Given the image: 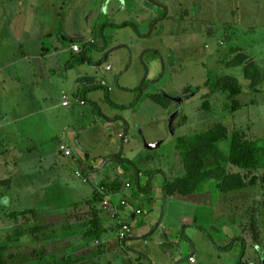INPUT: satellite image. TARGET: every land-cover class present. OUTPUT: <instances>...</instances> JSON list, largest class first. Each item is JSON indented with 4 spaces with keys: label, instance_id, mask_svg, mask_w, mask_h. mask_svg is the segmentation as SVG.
Segmentation results:
<instances>
[{
    "label": "rangeland",
    "instance_id": "obj_1",
    "mask_svg": "<svg viewBox=\"0 0 264 264\" xmlns=\"http://www.w3.org/2000/svg\"><path fill=\"white\" fill-rule=\"evenodd\" d=\"M161 1H146L150 8L153 6L157 11V15L151 17L154 20L152 32H149V25L144 23L141 11L135 12L134 24L138 25L139 33H142V36L138 35L141 47L135 52L136 47L128 46L134 55L129 57L124 67L121 64L120 68L115 69L119 73L115 76L116 84L113 87L121 92L122 104L127 108L115 109L102 104L106 106L101 109L107 116L96 114L103 127L86 135L85 139L88 138L86 142L93 153H108L110 138L106 135V118L117 116V120L126 126L125 129L132 136L129 146L132 145L134 156H128L127 159L143 171L149 167L164 169L166 180L174 182L182 175L181 167L174 160L175 153H178L176 144L180 138L190 139L194 134L200 136L209 132L214 136H210L211 148L215 149L218 146L214 142L225 137L227 130L230 132L234 129L246 139L261 140L264 145V94H254L256 90L264 89V68L259 61L264 55V0H173L171 12L158 6ZM86 2L74 8L66 7L67 14L64 13L60 21L62 30L73 26L74 38L78 37L77 30L80 27L90 23L84 12L94 4L90 0ZM100 17L103 23L107 21L105 15ZM147 34L149 36L145 39ZM83 35L89 33L84 32ZM136 36L134 28L109 29L107 41L109 44L119 41L127 43ZM96 41L99 47L103 46L98 31ZM248 46L253 50L251 54ZM247 68H252L251 76L256 74L254 80H246ZM142 70L144 74L141 79ZM145 82V93L130 90L132 87L140 89ZM125 85L127 89H124ZM151 94L162 95L170 103L162 105L151 98L148 100ZM200 143V140H196L199 148ZM2 148L0 144V153ZM120 148L124 152L128 145L122 146L120 143ZM216 150L218 160L201 152L199 159L193 162L198 167L193 169L195 179L192 180V187L185 190L181 185L176 186L174 193L166 195L167 205L163 212L160 205L163 198H159L155 215L166 216L168 220L159 222V226L177 242L171 256L174 259L183 253L182 257L186 258L190 253L189 247L181 242L184 240L180 233L182 227L190 223L182 220H186L187 215H193L191 223L199 226V229L203 228L213 243L219 241L218 231L226 233V226L234 229L238 248L227 255L229 264L240 259L242 247L245 248L242 264H264V219L261 217L264 216V169L244 172L231 165L227 166L225 156L219 149ZM143 154L150 158L141 163ZM125 163L122 171L132 168ZM213 163L216 164V170L212 176L219 181L217 188L213 189L217 190L202 188V185L211 182V177L210 174H203L201 168L211 172ZM4 173L0 165V177ZM124 176L128 178V175ZM161 179L157 183L159 190L163 186ZM132 183L136 188V178ZM10 194L7 189L1 188L0 197L11 199ZM62 197L59 195V198ZM96 204L90 205L88 216H83L78 206H72L65 213V218L51 223L42 222L46 216L13 219L8 212L10 208L0 204V264H85L93 256L107 253L110 248L126 247V243H122L119 238V229L113 218L105 214L108 211L102 210L101 204ZM126 208L133 209L130 204ZM128 211L131 214L133 212ZM141 211L142 214L135 215V218L149 214ZM104 214L108 218L101 219ZM26 223L49 227L36 235L15 236L16 228ZM117 230L121 243L114 239ZM6 231L13 237L9 238ZM200 237L196 238L195 244L204 256L212 241L206 234ZM167 256L169 259L170 256ZM200 261L212 264L202 255ZM213 264H225V261L216 260Z\"/></svg>",
    "mask_w": 264,
    "mask_h": 264
},
{
    "label": "crops",
    "instance_id": "obj_2",
    "mask_svg": "<svg viewBox=\"0 0 264 264\" xmlns=\"http://www.w3.org/2000/svg\"><path fill=\"white\" fill-rule=\"evenodd\" d=\"M86 1L0 0V144L3 145L0 165L3 173L5 172L0 177V190L5 188L11 193V199L0 197V204L10 208V215L34 211L37 218L46 216L42 222L48 223L65 218V213L72 206H78L81 213H84L83 216H88L90 207L100 200L97 196L99 187L118 181L121 187L110 193L111 208L105 214L113 218L118 229L122 225H130L132 233L122 242L126 243V247L110 248L107 253L93 256V259L85 264H187V260L189 264H203L200 255L212 264L216 260H224L225 264H229L227 255L238 248L235 245L231 251L225 250L235 240L234 229L226 226V233L218 231L219 241L213 243L211 236L209 237L203 228L199 229V226L191 223L193 215H187L188 218L182 220L190 223L185 224L180 233L181 239L184 240L181 242L189 247L190 253L186 258L180 253L173 259L171 252L177 242L159 226V222H168L166 216L155 215L159 198H163L160 204L162 212L167 205L166 195L157 187L159 179H163L162 184L165 182L162 175L165 171L149 169L150 167L143 171L131 164V169L122 171L125 162L119 157L122 155L127 159L128 156H134V150L132 145L129 146L131 133L117 120V116L106 118V135L110 138L108 153L95 154L86 142V135L89 136L99 127H103L100 124L101 119L97 116H107L101 109L106 106L102 104L115 109L127 108L122 104L121 92L116 91L113 86L116 84L115 76L119 73L118 70L115 71L116 67L120 68L121 64L124 67L129 57L134 55L128 46L136 47L135 52L141 47L138 35L142 36V33H139L138 25L134 24L135 12L141 11L144 23L149 25V32L153 31L154 20L151 17L157 15L153 6L150 8V5H147V0H90L94 5L84 12L90 23L80 27L77 30L78 37L74 38L75 30L71 28L73 26L62 30L60 21L65 16L66 7L74 8L76 5L87 3ZM171 1L173 0H163L158 6H163V9L171 12ZM88 6L90 7V4ZM103 15L107 17L104 23L100 17ZM123 25L126 27L116 28ZM128 28L137 31L136 38L127 43H108L109 29ZM97 31L103 41V46L100 47L96 41ZM84 32L89 35H83ZM148 36L147 34L145 39ZM90 41H94V45L88 46L83 54L72 52V45ZM247 49L251 54L253 50H250V46ZM259 61L264 68V55ZM143 74L142 70L141 79ZM100 84H105L110 91L101 88ZM127 88L125 85L124 89ZM132 88V92L139 91V88ZM145 90L144 87L140 93H145ZM128 93L131 92L128 90ZM256 93L262 95L264 89L256 90L254 94ZM155 95L158 94L149 95L148 100H153ZM64 96L69 98L70 105H63ZM83 100L86 101L85 105L80 103ZM262 103L264 105V98ZM124 136L128 137V143L124 141ZM62 142L71 146L73 157H66L60 152ZM120 143L122 146L128 145L126 151H120ZM214 157L216 160L219 158L217 153ZM141 158L143 163L150 156L143 154ZM120 164L123 166L120 167ZM216 164L213 163V167H210L211 182L202 185V188L213 189L219 185V181L214 180L212 176ZM147 171L158 172V176L154 179L153 191L145 195V190L149 188L148 177L143 175L136 188L132 180L137 179L138 172L144 174L143 172ZM77 172H81L83 177L78 178ZM180 172L184 174L182 169ZM124 175H128V178L125 179ZM165 176L167 179L166 174ZM141 188L144 192H139ZM111 189L113 188L110 187ZM59 195L63 196L62 199ZM92 198L93 201L90 202ZM123 201L133 209L126 208L122 204ZM128 210H133L132 214ZM138 210L149 214L135 218ZM105 214L101 219L106 217ZM261 217L264 219V216ZM175 220L178 221L177 218ZM201 234H206L212 241L204 256L195 244L196 238H201ZM114 239L119 240L118 230ZM217 247L218 250L215 251ZM260 250L262 251V248ZM167 255L170 256L169 259L166 258ZM189 258H194L195 262L191 263ZM231 264H237L236 260Z\"/></svg>",
    "mask_w": 264,
    "mask_h": 264
},
{
    "label": "trees",
    "instance_id": "obj_3",
    "mask_svg": "<svg viewBox=\"0 0 264 264\" xmlns=\"http://www.w3.org/2000/svg\"><path fill=\"white\" fill-rule=\"evenodd\" d=\"M125 25H127V24H125ZM125 25L117 26L116 28L126 27ZM89 46H93V45H89ZM85 52H86V49H85ZM246 70H247L246 71L247 77L251 80L252 79L254 80V76L256 74H254L253 76L250 75V73L252 72V68L251 69L247 68ZM145 85H146V82L139 89V92L140 91L142 92ZM100 87L103 89H106L108 92L110 91V89L107 86H105V84H103V85L100 84ZM107 95H108L107 97L110 99L109 94H107ZM153 100L157 104H162V105H166V104L170 103L162 95L153 96ZM82 102L84 103V105L86 104L85 100H83ZM82 102H80V103L82 104ZM69 105H70V100H69ZM221 131H222V128H221ZM211 134L212 133L207 132L204 134L203 133L200 134V136H198L199 134H194V136L190 139L189 138L178 139V143L176 144V148H177L178 153H175L174 160H177L178 166L181 167V169L184 171V174L179 176L178 178H176V180H174V182H168L166 180L165 174H162L165 177V182L163 183V186H162V191L165 195H169L170 193H174V189L176 188V186L180 187V185H181V188H184L185 190L189 187H192V180L195 179L194 175H193V171H194L193 169H195V168L197 169V167H198V165H194L193 162L195 160L199 159L202 151L204 154L206 152V155H208V157H210V155L215 156V154L217 153L216 149H219L221 151V153L225 156L227 166L231 165L232 167H235L241 171L254 172V171H260V170L264 169V161H263L264 145L261 141L248 140L245 137H243L239 131H237V130L234 131V129H233L230 132L227 130L225 137H223L220 141L219 140L215 141L214 144L217 143L216 145L218 146V148L215 147V149H213V148H211L212 140L210 139V136H212V137H214V136ZM197 137H200V138L197 139ZM196 140H200V142H201L200 148L197 146ZM124 141L126 143L129 142V139L127 136H124ZM119 159L122 160L123 162H126V163L134 166V164L132 163V161L130 159L123 158L122 155L119 157ZM201 169H202V171L204 170L203 174H206V175L210 174V177H211L212 172H205V168H201ZM143 173L144 174H141L140 172H138L136 182L138 185L140 183V179L143 175L148 177L149 188L147 186L148 189L145 190V193H144L145 195H147V193H149V192L151 193L154 189V179L158 176V172L147 171V172H143ZM223 185L225 186V181H224ZM241 185L244 186V184H241ZM110 187H112L113 189L110 190ZM119 187H121V186H120V183L118 181H117V183L115 182V183L110 184V185L101 186V188L103 190L102 189H98V190H102L103 192H101V191L99 192L98 197H100V200H98V203H101L105 197H109L110 193L111 194L114 193L116 190L119 189ZM139 192H144V189L141 188V190ZM31 215L34 218L36 217L34 211H26V212H22L20 214L13 213V214H11V218H13V219H17L18 217L27 218ZM48 227L49 226H47V225L34 226L32 224L26 223L25 225L21 226L20 228H16V231H15L16 234H14V235L18 236L19 238L25 234L36 235V234L44 232ZM6 233L9 236V238L13 237V235L8 234L9 233L8 231H6ZM236 240L237 239H235L233 241V243H231L229 246H227L225 248V250L231 251L234 248V246L237 245ZM244 252H245V248L243 247L242 251L240 252V259H238L237 264H242L241 260L243 258ZM65 261H67V260H65ZM67 263H68V261H67Z\"/></svg>",
    "mask_w": 264,
    "mask_h": 264
},
{
    "label": "built area",
    "instance_id": "obj_4",
    "mask_svg": "<svg viewBox=\"0 0 264 264\" xmlns=\"http://www.w3.org/2000/svg\"><path fill=\"white\" fill-rule=\"evenodd\" d=\"M89 45H94V41H91V42H87V43H82V44H74L71 48L72 52L75 53V54H82L84 53L85 49L89 46ZM109 69V68H108ZM82 104L84 105V103L82 102ZM63 105L64 106H68L69 105V99L68 97L64 96V102H63ZM60 152L66 156V157H73V152H72V149L71 147L69 146V144L67 142H63L61 143V146H60ZM77 175L79 177H83L82 173L81 172H77ZM86 180V179H85ZM127 187L129 188L130 185H127ZM99 189H102L101 187ZM103 190V189H102ZM102 190H99V192H103ZM105 196V195H104ZM124 206H127L128 203L126 201H123L122 203ZM111 208V202H110V199L109 197H105L103 199V202L101 204V209L102 210H105V211H108L110 210ZM142 214V211L141 210H138L136 211V214L135 215H141ZM132 233V228L130 225H122L121 228H119V238L121 241H126L130 235ZM190 261L192 263L195 262V259L194 258H191Z\"/></svg>",
    "mask_w": 264,
    "mask_h": 264
}]
</instances>
